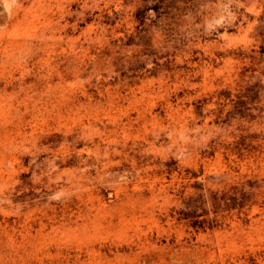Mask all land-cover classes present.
<instances>
[{
    "label": "rangeland",
    "instance_id": "rangeland-1",
    "mask_svg": "<svg viewBox=\"0 0 264 264\" xmlns=\"http://www.w3.org/2000/svg\"><path fill=\"white\" fill-rule=\"evenodd\" d=\"M0 264H264V0H0Z\"/></svg>",
    "mask_w": 264,
    "mask_h": 264
}]
</instances>
